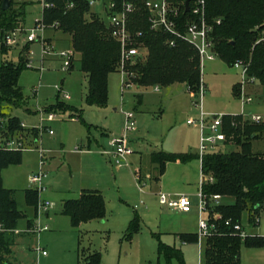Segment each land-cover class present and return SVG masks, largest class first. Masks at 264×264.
Returning a JSON list of instances; mask_svg holds the SVG:
<instances>
[{
    "label": "rangeland",
    "instance_id": "374dc122",
    "mask_svg": "<svg viewBox=\"0 0 264 264\" xmlns=\"http://www.w3.org/2000/svg\"><path fill=\"white\" fill-rule=\"evenodd\" d=\"M92 11L104 16L98 5ZM40 20L41 8L37 4L29 5L23 27L30 29ZM53 25L47 26L44 37H63L67 48H72L71 36ZM1 31L5 33L3 28ZM17 36L21 45L16 50L0 45V50L5 47L9 50L7 55L0 53V66L7 61L15 65L22 63L21 53L26 42L22 34ZM28 47L34 55L30 56L32 62H27L19 81L27 102L19 108L6 103L0 105V150L9 149L10 142L14 143L10 146L12 150L23 149L21 162L2 171V182L4 188L16 191L19 210L35 215V228L47 227L48 231L17 236L26 238L15 250L12 247L14 263L85 264L90 254L100 253L102 264H167L159 256L160 245H167L183 252L184 264H204L199 244L184 243L181 238L183 234L200 235L201 216L205 221L211 218L209 210L203 215L200 212L203 182L198 130L188 121L198 119L201 110L193 105L195 98L190 96L188 87L174 84L156 91L155 86L127 85L120 70L109 77L107 104L91 106L87 102L88 78L81 70L79 55L74 67L65 70L59 53L66 47L58 49L55 46L57 55L44 56L41 43ZM127 74L131 78L129 72ZM202 78L206 87L204 112L226 117L258 115L264 119V86L258 80L248 79L243 69L217 56L214 61H205ZM242 94L252 97V102L244 103ZM188 101L192 108L190 113L185 110ZM58 102L73 106L77 111H59L53 121L43 122L41 111ZM79 113L83 120L79 119ZM126 113L135 115L134 131H126ZM10 118H18L26 131L8 136L5 141L1 129ZM35 129L40 130L37 143L31 132ZM121 136H127L134 154L128 156V165L117 168L104 153V148H108L112 138ZM77 148L81 152L76 153ZM239 150L233 145L221 147L223 152ZM253 150L264 152V138L253 143ZM153 152H190L197 157L184 163H167L165 174L155 180L157 171L151 162ZM40 173L45 174V190L39 193V203L49 201L54 205L49 215L39 210V204L37 209L28 206L25 199V192L34 187L30 177ZM84 188L98 189L103 194L106 217L73 228L70 218L62 214L63 204L65 200L79 198ZM161 193L174 199L188 197L192 203L191 212L163 206ZM234 201L224 198L217 204L211 198L209 205L233 204ZM134 220L139 221L141 230L129 236ZM242 223L248 236L264 237V214L257 227L249 225L247 213ZM25 225L24 220L20 221L19 230ZM41 249H46L47 257L40 255ZM241 264H264V247L248 248L243 244Z\"/></svg>",
    "mask_w": 264,
    "mask_h": 264
},
{
    "label": "trees",
    "instance_id": "16d2710c",
    "mask_svg": "<svg viewBox=\"0 0 264 264\" xmlns=\"http://www.w3.org/2000/svg\"><path fill=\"white\" fill-rule=\"evenodd\" d=\"M0 5V27L13 30L23 27L26 22L29 3H17L10 0L8 11ZM138 8L130 17V30L134 34L142 33L137 42L145 52L143 58H137L126 66L131 75L130 81L138 87H169L185 84L189 92L198 93L203 82L202 64L198 51L189 43L164 31L151 29L145 0H133ZM179 7L180 30L185 31L191 22L192 14L186 12L187 0H171ZM196 0H191L190 6ZM207 18L213 25L214 50L219 58L231 66L238 62L247 68V78L258 80L264 86V0H204ZM74 4L73 8L68 7ZM44 23L49 26L59 22L60 29L71 36L72 50L80 56L82 72L88 78L87 102L91 106L104 107L108 101V81L111 74L120 71L121 46L111 33L107 21L92 11L88 0H57L54 9L44 12ZM220 20V24L217 21ZM263 39V40H262ZM2 38L0 39L1 43ZM174 41L175 45L171 46ZM5 46L4 44H2ZM3 48L1 54H8ZM21 64L7 61L0 66V105L3 103L19 108L26 104L20 77L27 68V59L21 56ZM238 94V91H237ZM142 97L139 98V103ZM75 109L63 102L49 107L46 113H57ZM5 117V115H2ZM252 115L225 117L224 131L228 136L226 145H233L239 151L217 152L205 155L201 161L202 174L207 178L202 183V192L208 202L214 196L233 198V204H220L208 207L210 217L221 216L220 220H211L217 226V234L204 240V264H241V247L263 248L264 237L241 238L225 222L243 227V215L248 214L252 227L260 224L264 214V152H255L253 143L264 138V121L255 122ZM79 119L83 118L79 115ZM26 131L18 118H10L2 127V138ZM35 140L40 130H32ZM22 151L0 150V219L5 231L0 232V264H15L11 261L14 240L12 233L18 228L20 220L25 218L18 209L16 191L3 187L2 171L21 162ZM192 153L168 154L154 153L152 163L158 166L162 175L169 162H188L196 158ZM199 157V155H198ZM210 178L213 181H210ZM28 206L37 207L39 191H26ZM62 214L69 217L73 228L84 223L102 220L106 217L104 196L95 191H84L77 199L67 200L63 204ZM244 229V227H243ZM130 234L138 233L141 226L134 220ZM245 230V229H244ZM184 243H198L197 234H183ZM160 258L167 264H184L183 252L175 247L160 245ZM85 264H102L100 253H92Z\"/></svg>",
    "mask_w": 264,
    "mask_h": 264
},
{
    "label": "built area",
    "instance_id": "2783aa9c",
    "mask_svg": "<svg viewBox=\"0 0 264 264\" xmlns=\"http://www.w3.org/2000/svg\"><path fill=\"white\" fill-rule=\"evenodd\" d=\"M17 3H35L42 10V20L36 22V25L32 28L20 27L13 30H5V33L1 31L0 36L2 38L0 45L4 44L8 48L17 49L21 45V39L18 38V33L22 34L26 46L25 50L21 54H26L28 62H32L30 56L34 53L29 51L28 45L32 43H41L42 55L55 53L57 55V50L55 46L49 44L44 33L46 32L47 25L44 23V12L48 9H54L56 7L57 0H14ZM91 8L98 5L102 8L104 18L109 27L111 28V33L113 38L120 43L121 46V64L120 70L123 73L126 84H133L128 77V72L126 71V66L128 63L132 62L137 58H143L145 56L144 50H142V44L137 42V38L142 36V33L134 34L130 30V17L134 14L138 8L136 2L133 0H88ZM145 8L148 12L149 22L151 24V29L154 31H164L171 36L183 39L190 45H192L199 53L201 58L202 67L206 60L214 61L218 56L214 50V41L212 37L213 25H211L207 18V8L206 2L204 0H196L193 5L190 6V11L188 13L192 14L191 22L187 23L185 31L180 30L181 23H179V7L176 6L171 0H145ZM74 4H71L68 9L73 8ZM220 24V20L217 21ZM55 28H59V22L54 23ZM263 40V39H262ZM175 42H171V46H174ZM61 59L63 60L64 69H71L74 61V51L73 50H63L59 53ZM45 57H43L44 60ZM236 68L243 69L244 75L247 77L248 68L241 62L235 64ZM158 89V88H157ZM190 94L195 98L193 100V105L200 109V116L198 119H190L188 124L199 129L200 140H199V158L203 161L205 155L210 153H217L221 151V147L225 146L228 141V136L224 131V120L225 117L222 114L213 115L204 112L203 110V98L206 94V87L202 82L200 90L198 93L190 92ZM69 98L68 95H65ZM196 99H202L196 101ZM242 99L244 103L252 102V97L242 94ZM42 121H53L55 119V113H46L41 111ZM47 114V117L45 115ZM135 115L134 113H126V131L135 130ZM255 122H261L264 119L261 116L254 115L251 118ZM52 134L53 132L50 131ZM14 143H9L7 146L10 150ZM110 145L112 147L111 151H105L104 153L111 157L113 164L117 168H122L128 165V156L133 154V150L128 146L127 136L114 137L111 139ZM18 145V149H19ZM45 162V160L43 161ZM45 178L44 173L30 177V183L34 186L33 188L39 192L45 190L43 187V179ZM207 178L202 174V182L206 181ZM210 181H213L210 178ZM201 203L200 212L203 215L204 212L208 210L209 202L206 196L203 194L202 190L200 193ZM212 199L217 201L221 200L220 196H214ZM160 203L163 206H167L170 209H174L183 213H189L192 210V203L188 197H180L179 199H174L169 195L160 194ZM53 204L49 201L43 202L39 205V210L44 213L50 211L53 208ZM211 217L208 221H205L201 216L200 228L201 232L199 236V247L200 252H203L204 240L210 235L217 234V226L211 224ZM221 216L217 215L213 220H220ZM226 227L233 228L241 238L248 237V234L243 229L240 224H233L232 220L225 222ZM48 231V228L44 229L35 228V233L40 231ZM5 231L3 224L0 219V232ZM43 256H47L48 253L44 249L40 250ZM202 264V263H200Z\"/></svg>",
    "mask_w": 264,
    "mask_h": 264
},
{
    "label": "crops",
    "instance_id": "0c3cea01",
    "mask_svg": "<svg viewBox=\"0 0 264 264\" xmlns=\"http://www.w3.org/2000/svg\"><path fill=\"white\" fill-rule=\"evenodd\" d=\"M33 5L35 4V3H32ZM27 17V16H26ZM57 33V32H56ZM50 34H54L55 35V33H53V32H50ZM45 35H47V33L45 32ZM45 39H46V41L49 43V44H53V46H57V48L58 49H61V48H59L60 46H62V47H66V48H64L63 50H72V48L70 47H68L67 48V44L65 43V39L63 38V37H59V38H57V37H55V36H53V35H51L50 37H45ZM56 42V43H55ZM29 46V45H28ZM14 50H16V49H14ZM13 50V51H14ZM57 50V49H56ZM24 55H26V54H21V56H24ZM77 56L78 55H76L75 53H74V61H73V65H72V68L74 67V65H75V62H76V60H77ZM25 58H26V56H25ZM27 59V58H26ZM79 59H80V56H79ZM44 60H45V58H44ZM27 62H28V60H27ZM71 68V69H72ZM158 88V89H157ZM159 87H156V91H159ZM190 96H191V94H190ZM190 101H188L187 102V105H186V108H185V110L187 111V112H191V110H192V108H191V106H190ZM179 105V104H178ZM67 106H69V107H71V108H73V109H75V111H77V109L75 108V107H73V106H70V105H67ZM180 106V105H179ZM182 106V105H181ZM45 111V110H44ZM29 112H31V111H29ZM79 115L81 116V114L79 113ZM258 116V115H257ZM24 126V125H23ZM197 128V127H196ZM197 130H198V142H199V140H200V134H199V129L197 128ZM32 137H33V135H32ZM33 139H34V137H33ZM34 141L37 143L38 141H39V137H38V139L37 140H35L34 139ZM111 142V141H110ZM9 143V142H8ZM198 146H199V144H198ZM105 150H104V152L105 151H111V149H112V147H111V145H110V143H109V146H108V148H104ZM7 150H10V149H7ZM20 151H22L23 149H19ZM12 151H18V150H12ZM79 152H81L78 148L76 149V153H79ZM154 153H158V152H153L152 153V155L154 154ZM164 153H166V152H164ZM181 153H190V152H181ZM133 154H134V152H133ZM169 154V153H168ZM152 155H151V162H152ZM110 158V161L112 162V164H113V161H112V159H111V157H109ZM114 165V164H113ZM155 165V164H154ZM166 167H167V165H166ZM155 168H156V171H157V173L155 174V176H154V179L155 180H159L160 179V177H162L164 174H165V172L162 174V175H160V173H159V171H158V166L157 165H155ZM139 180H141V177H139ZM31 189H34V188H31ZM29 190V189H28ZM84 191H95V192H99V193H101L98 189H89V188H84V189H82L81 191H80V196H81V194L84 192ZM40 193V192H39ZM102 194V193H101ZM103 195V194H102ZM79 196V197H80ZM25 199H26V192H25ZM224 198H221V200H223ZM68 200H71V199H68ZM65 201H67V200H65ZM16 202H17V200H16ZM26 203H27V199H26ZM38 204L40 205V203L38 202ZM28 205V204H27ZM19 209V208H18ZM35 209H37V207H35ZM23 212V211H22ZM50 212V211H49ZM49 212H47L46 214L47 215H49ZM24 213V215H25V218L24 219H22V220H24L25 222H26V225H25V227L24 228H22V229H20L19 230V223H20V221H22V220H20L19 221V223H18V228L12 233V235H11V237H12V239L14 240V245H13V249L15 250V247H17L20 243H22L23 242V239L24 238H26V237H17V236H31V235H35L36 233L34 232L35 231V226H34V218H35V215H32L31 216V214H28L27 212H23ZM31 223V224H30ZM31 227V228H30ZM30 228V229H29ZM34 228V229H33ZM14 250H12V255L10 256V259H11V261L12 262H14V259H15V256H14V254H15V252H14ZM44 250H46V249H44ZM203 254H204V248H203V252H202ZM40 255L41 256H43L41 253H40ZM44 257H47V256H44ZM203 259H204V256H203Z\"/></svg>",
    "mask_w": 264,
    "mask_h": 264
},
{
    "label": "water",
    "instance_id": "95a60500",
    "mask_svg": "<svg viewBox=\"0 0 264 264\" xmlns=\"http://www.w3.org/2000/svg\"><path fill=\"white\" fill-rule=\"evenodd\" d=\"M190 3H191V0H187L186 1V12H189L190 11ZM11 7V3H10V0H4L3 1V4H2V10L3 11H8ZM26 55H24L25 57Z\"/></svg>",
    "mask_w": 264,
    "mask_h": 264
}]
</instances>
